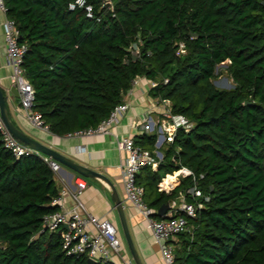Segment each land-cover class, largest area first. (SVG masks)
Here are the masks:
<instances>
[{"label": "trees", "instance_id": "obj_1", "mask_svg": "<svg viewBox=\"0 0 264 264\" xmlns=\"http://www.w3.org/2000/svg\"><path fill=\"white\" fill-rule=\"evenodd\" d=\"M3 1L27 44L33 107L51 132L97 124L137 75L155 80L150 94L191 122L159 147L156 168L136 175L156 218L179 191L200 204L176 234L174 264H264V0H87L93 17L69 9L70 0ZM224 61L229 88L213 81ZM156 137L134 140L152 151ZM181 166L191 174L158 189ZM54 175L37 154L15 156L0 135V264H87V255L63 250L58 231L39 232L43 216L59 208L51 204ZM191 185L201 196L186 192Z\"/></svg>", "mask_w": 264, "mask_h": 264}, {"label": "built area", "instance_id": "obj_2", "mask_svg": "<svg viewBox=\"0 0 264 264\" xmlns=\"http://www.w3.org/2000/svg\"><path fill=\"white\" fill-rule=\"evenodd\" d=\"M110 3V0H105ZM69 9L81 8L87 17L95 15L93 4L87 0H70ZM0 11L5 12L4 1L0 0ZM3 35L6 44V62L10 67L9 79L18 90V100L25 114L26 119L33 125L41 129L48 130V125L41 117L40 112L33 107V86L24 73L23 57L27 51V44L18 40V31L15 22L10 17H5L3 21ZM184 43L179 42L178 51H184ZM132 49H137V44H131ZM134 79H132L133 83ZM156 84L155 80H150V85ZM154 104L160 107L162 116L153 119L150 115L143 122L142 128L155 131V150L135 142L130 135L117 139V147L125 151L126 156L122 164V180L124 185L125 198L129 203L144 215L146 226L150 229L155 242L158 244L161 257L165 264H174V246L170 239L177 233L185 231L189 227L188 216L195 214L199 203L188 201L184 197V192L179 195V200L172 198L169 200V209L165 217L156 218L151 215L152 208L148 207L144 199V187L136 180L137 172L145 165L152 168L157 166L162 153L158 149L163 141H172L178 126L188 129L191 122L184 116L171 111L170 100L156 97ZM129 103L125 100L114 105L109 114L102 118L97 124L79 127L65 133L66 136L93 135L110 132L111 126L117 121L118 115L127 109ZM0 135L2 142L15 156L23 154H37L46 160L53 171H57L59 163L48 157L41 155L40 151L24 143L15 137L0 114ZM191 174V170L186 166H181L173 171L174 176H185ZM84 188V183H77L76 189L72 192L74 204L69 209L61 208L62 196L66 189L62 188L59 193L51 199V204H57L58 209L43 216L39 232L58 231L61 236V245L67 254H85L95 260H114L117 256L121 258V264H136L133 258L125 259L121 256L122 237L115 223L106 216H97L88 211L83 202L79 199V194ZM186 192L194 197L201 196V190L196 185L186 188Z\"/></svg>", "mask_w": 264, "mask_h": 264}, {"label": "crops", "instance_id": "obj_3", "mask_svg": "<svg viewBox=\"0 0 264 264\" xmlns=\"http://www.w3.org/2000/svg\"><path fill=\"white\" fill-rule=\"evenodd\" d=\"M5 17V12L0 11V85L7 95L6 102L11 119L19 128L31 136L51 145L73 160L104 173L123 200L129 231L141 263L165 264L158 244L155 242L150 229L146 226L144 215L138 212L125 198L121 167L126 153L117 147V139L122 136L130 135L134 138V136L143 132H155L145 130L141 125L149 115L153 119H158L162 116L160 107L154 104L155 97L149 92L150 79L143 75H137L133 78L134 81L131 87L123 97V100L127 101L129 105L126 110L118 115L117 121L111 126L108 133L66 136L65 134L57 135L49 129L45 130L33 126L26 119L18 96H14L9 91V86L11 85L9 79L10 67L6 62V44L3 35ZM164 144H166V141H163L160 146ZM172 173H166L162 177V180L158 183V189L167 192L179 182L181 175H173L174 179H171L169 176ZM54 174L59 190L62 188L66 189L62 196L61 208H71L74 204L72 192L76 189L77 183L83 182L84 188L79 194V199L88 211L100 217L106 216L115 223L123 240L121 256L125 259L132 258L120 229L118 213L112 198L113 192L109 184L98 177L83 176L63 164H59V168L54 171ZM181 193L179 191L174 198L179 200ZM170 242L175 249L179 244L178 236H173ZM113 262L121 264V258L115 256Z\"/></svg>", "mask_w": 264, "mask_h": 264}, {"label": "water", "instance_id": "obj_4", "mask_svg": "<svg viewBox=\"0 0 264 264\" xmlns=\"http://www.w3.org/2000/svg\"><path fill=\"white\" fill-rule=\"evenodd\" d=\"M133 56H136V51L133 52ZM9 91L13 93L14 96H18V90L17 87L14 83H11L9 86ZM7 95L3 91V88L0 85V114L1 117L10 130V132L17 137L19 140L23 141L24 143L32 146L33 148L37 149L41 153L47 155L51 159L56 160L59 164H63L69 168H71L73 171L83 175V176H91V177H98L107 182L112 190V198L113 201L115 202V208L118 213L119 217V224H120V229L122 232V235L124 237V240L129 248V251L131 253V256L133 260L135 261L136 264H142L141 260L139 258V255L136 251L135 245L133 243L128 223H127V218L124 210V204L123 200L120 198L118 195L114 185L112 182L109 180V178L102 172L97 171L81 162H77L73 160L71 157L68 155L62 153L61 151L55 149L51 145L39 140L36 137L31 136L30 134L26 133L23 131L21 128H19L11 119L7 107ZM169 208V201H165L162 203L159 208L157 209L156 213L160 217H165L166 212ZM96 260L92 257L87 258V264H93Z\"/></svg>", "mask_w": 264, "mask_h": 264}, {"label": "rangeland", "instance_id": "obj_5", "mask_svg": "<svg viewBox=\"0 0 264 264\" xmlns=\"http://www.w3.org/2000/svg\"><path fill=\"white\" fill-rule=\"evenodd\" d=\"M214 84L218 87L229 88L234 85L232 77L227 70V62L224 61L215 67V77L213 79ZM5 92V90L3 89Z\"/></svg>", "mask_w": 264, "mask_h": 264}, {"label": "bare ground", "instance_id": "obj_6", "mask_svg": "<svg viewBox=\"0 0 264 264\" xmlns=\"http://www.w3.org/2000/svg\"><path fill=\"white\" fill-rule=\"evenodd\" d=\"M169 177H170L171 179H174V178H173V175H170ZM163 181H164V180H163Z\"/></svg>", "mask_w": 264, "mask_h": 264}]
</instances>
